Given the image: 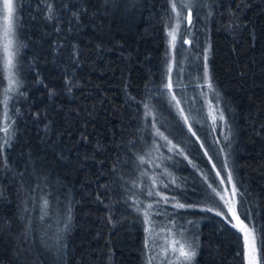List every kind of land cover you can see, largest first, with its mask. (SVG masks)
I'll return each instance as SVG.
<instances>
[{"label": "trees", "instance_id": "1", "mask_svg": "<svg viewBox=\"0 0 264 264\" xmlns=\"http://www.w3.org/2000/svg\"><path fill=\"white\" fill-rule=\"evenodd\" d=\"M50 2L51 21L42 0H18L22 83L8 166L0 160V264H22L20 248L23 264H162L145 247V211L154 232L191 222L192 264H245L242 233L202 209L227 212L212 189L224 196L231 171L238 215L264 231V0H210L198 14L196 104L217 97L210 124L169 95L170 0Z\"/></svg>", "mask_w": 264, "mask_h": 264}, {"label": "snow or ice", "instance_id": "2", "mask_svg": "<svg viewBox=\"0 0 264 264\" xmlns=\"http://www.w3.org/2000/svg\"><path fill=\"white\" fill-rule=\"evenodd\" d=\"M43 3L46 4L47 7V16L46 19L48 20H54L57 18V10L54 7L53 3L50 2V0H42ZM102 3L104 5L111 4L113 9H115L118 4L119 0H102ZM172 11L176 13L177 19L180 18L181 12L177 11V2L176 0H170ZM188 6L187 3L185 5H182V7ZM64 7L67 8V4H64ZM0 12H2V16H0V47H2L3 50V65L4 70L9 74L8 79L11 86H18L19 81L15 79V76L18 74V51H19V43H18V33L17 28L19 27V18L17 15V0H0ZM73 17L79 20V13L73 12ZM188 21L191 23V13H189ZM57 31H59V28H57ZM177 28H172L167 34L171 38L170 44L172 47H175V42L177 39L176 36ZM204 59L207 61L208 59V51L205 50ZM171 71V68H169V72ZM205 79H210L209 72H208V65L205 64ZM37 83H40L39 80H37ZM65 86L69 92H71V83L70 81H65ZM209 88H212L211 83H209ZM169 88H171V85H168ZM13 87H10L6 91H12ZM50 97L55 95L54 90H49ZM5 108L7 109V99L5 100ZM5 118L10 119L8 116L7 110L5 111ZM215 120L216 117H213ZM220 120L224 119L223 114L221 113L219 116ZM0 131H3L5 133V137L3 139V143H0V160L3 161V167H7V161L4 159V149L6 147L11 146V141L13 139V134L10 131V126H5L3 129H0ZM219 175V173H217ZM228 183L233 184V176L231 171L228 173ZM223 183V180L221 181ZM209 187H212V185H209ZM212 191L216 193L217 196L220 197L221 201L224 202L225 207L227 208V212H224L222 209H214V208H205L202 209L203 211L212 212L215 211V215L221 217L225 220V223H228L231 225V227L237 229L240 233L243 234V253H241L244 257L245 264H264V231H262L260 228L255 226H250L249 224H246L244 220L240 218V215L237 213V209L235 207L234 198L237 195V190L235 185L233 184V191H232V197L233 199L226 200L224 196L220 195V193L213 188ZM158 194V193H157ZM149 195H152L150 192ZM167 202V201H166ZM48 204V201H44V206L46 207ZM152 205H148V208H151ZM174 207L177 209H183L186 207H194V205H186L183 203H175ZM228 215H231L232 219H227ZM145 232L148 234L145 239V247H150V241L152 240V232L153 228L151 227L152 221L149 219V213L145 211ZM247 219V217H245ZM43 219V215L41 217ZM235 221L233 223L232 221ZM71 221V210L69 208V215H68V222ZM191 223V222H189ZM67 227V225H66ZM2 231V229H0ZM198 241L199 237L195 236L192 239H188L185 237L183 239V242L181 241H175L173 243V246L170 248L168 246H165L164 251L167 254L169 251L171 253V258L168 259V264H192V261L197 255L196 248L198 247ZM59 251V249H58ZM29 252V249L27 248H20L16 252L17 258L23 257V262L27 261V256L25 253ZM152 259L154 257L149 258L147 264H152ZM22 262V264H23Z\"/></svg>", "mask_w": 264, "mask_h": 264}, {"label": "rangeland", "instance_id": "3", "mask_svg": "<svg viewBox=\"0 0 264 264\" xmlns=\"http://www.w3.org/2000/svg\"><path fill=\"white\" fill-rule=\"evenodd\" d=\"M177 2V11L181 12V16L179 19L176 17V13L172 11L171 7V20L167 27L166 32L168 33L172 28H177V39L175 42V47H172L170 44V37L166 36V69H165V82L168 85H171V88L168 87L169 95L173 98H176L179 108L187 109V112L191 116H197L196 109L201 108V112L203 113L205 120L207 123H211L214 121L213 117L216 115V107L217 104V97H214V101L210 102L209 99H206V103L204 106L202 105L200 108L196 104L198 102L197 94V82L199 71L196 69L197 64V56L195 49H191L196 45L195 38H193L194 29L199 24L198 14L205 11L206 6L210 0H176ZM187 3L188 6L182 7ZM171 4V3H170ZM194 10V12H193ZM187 11L191 12V23L185 24V13ZM17 15L19 16V9H18V0H17ZM0 16H2V12H0ZM2 23V21H0ZM18 33V28H17ZM185 39L188 42H185ZM18 43H19V51H18V74L15 76V79L18 80L20 83L18 86H11L8 79V73L4 70L3 65V50L0 47V62L1 66L3 67L5 80L0 87V102H1V127L2 129L5 126L10 125L11 113L9 111L10 102L16 99V95L19 92L22 77L20 74V41L18 36ZM169 68L171 71L169 72ZM203 68V67H202ZM202 71V69L200 70ZM204 74V73H203ZM205 76V75H203ZM203 82L207 84L208 79H203ZM10 87H13L12 91H6ZM201 95L202 94H198ZM7 99V109L5 108V100ZM179 101V102H178ZM183 101V103H182ZM181 103V104H180ZM203 103V101H202ZM7 110L8 116L10 119L5 118V111ZM201 123L200 121H197ZM4 133V132H3ZM218 134H222V128L218 131ZM160 155L165 159V161H171L169 154H162ZM228 175L225 174V187L223 186V193L226 200L233 199L232 191H233V184L228 183L227 179ZM222 181V178H221ZM235 200V198H234ZM235 223V221L233 220ZM190 223L186 222L183 227H181L180 231L177 230H158L156 232H152V242L155 246L154 249L159 254V263L168 264V259L171 258L170 251L166 254L164 251L165 246L169 248L173 246L175 241L183 242V239L187 237L188 239H192V233L188 230ZM191 229V228H190ZM243 235V234H242Z\"/></svg>", "mask_w": 264, "mask_h": 264}, {"label": "water", "instance_id": "4", "mask_svg": "<svg viewBox=\"0 0 264 264\" xmlns=\"http://www.w3.org/2000/svg\"><path fill=\"white\" fill-rule=\"evenodd\" d=\"M189 13H191V12H190V11H187V12L185 13V20H186V23H187V24L189 23V21H188ZM185 40L188 41L187 39H185Z\"/></svg>", "mask_w": 264, "mask_h": 264}]
</instances>
